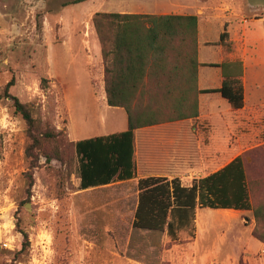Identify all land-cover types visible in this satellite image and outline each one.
I'll return each instance as SVG.
<instances>
[{
    "label": "rangeland",
    "instance_id": "obj_1",
    "mask_svg": "<svg viewBox=\"0 0 264 264\" xmlns=\"http://www.w3.org/2000/svg\"><path fill=\"white\" fill-rule=\"evenodd\" d=\"M75 1L0 0V264H264V104L229 114L218 94L202 96V105L227 118L216 116L211 169L241 157L250 210L199 209L193 238L188 231L171 240L166 232L135 230L133 181L79 190L77 156L67 134L69 123L73 139L75 131L86 138L126 128L124 111L107 108L105 91L98 90L104 87L102 49L109 47L110 29L102 22L97 30V13L192 14L223 0ZM210 15L199 21L201 40L211 41L201 45L199 56L217 62L215 41L224 20ZM224 40L231 58L264 56V47ZM8 82V93L30 109L40 128L57 133L55 139L31 146L26 123L5 96ZM259 82L260 94L251 89ZM245 84L247 95L264 99V80L247 78ZM145 90L135 109L147 115L158 108L156 118L168 123L164 91L153 82ZM186 95L182 110L188 113L199 94ZM205 125L207 120L201 126L207 140ZM145 133L154 137V130ZM195 176L191 172L181 183L189 186Z\"/></svg>",
    "mask_w": 264,
    "mask_h": 264
},
{
    "label": "trees",
    "instance_id": "obj_2",
    "mask_svg": "<svg viewBox=\"0 0 264 264\" xmlns=\"http://www.w3.org/2000/svg\"><path fill=\"white\" fill-rule=\"evenodd\" d=\"M85 0H78L75 3ZM95 25L105 22L110 29L108 49H102L104 61V91L106 105L124 110L127 129L120 133L79 140L74 143L78 162L79 190H87L124 182L135 176V131L165 122L157 119L162 114L157 108L145 115L135 109L138 100L146 94V87L164 91V100L170 104L166 122L196 117L198 101L192 110H182L186 93H217L233 110L243 107V89L239 79L241 64H206L221 67L224 81L218 89L198 91L197 17L176 14H119L97 13ZM224 31L220 40L227 38ZM106 42V38L102 40ZM237 68L227 76L225 69ZM183 71V73H182ZM11 82L4 87L6 98L12 101L14 111L27 125L32 147L42 141L55 139L57 133L40 128L30 109L8 93ZM177 93V94H176ZM49 160V155L46 156ZM138 199L132 227L147 232H166L176 240L181 231L194 237L195 214L199 209L250 210L245 170L240 156L203 178L194 179L190 186L178 179L146 178L137 183ZM25 242L27 236L23 234Z\"/></svg>",
    "mask_w": 264,
    "mask_h": 264
},
{
    "label": "crops",
    "instance_id": "obj_3",
    "mask_svg": "<svg viewBox=\"0 0 264 264\" xmlns=\"http://www.w3.org/2000/svg\"><path fill=\"white\" fill-rule=\"evenodd\" d=\"M236 4V6H234ZM220 7L211 8V7H195V10L192 14L182 12L176 15H194L197 17V44H198V71H197V89L198 91L207 90V89H218L221 87L222 82L224 81V76L222 74L221 67H209L205 66L206 64H233L238 62L241 64L242 73L239 77L242 89H243V107L239 110H233L230 106V109L226 112H241L246 110L247 106L256 107L257 104H264V99L262 97L255 98L251 97V94L247 95V87L245 80L251 78V80L258 81V79L264 80V56L244 58L229 57L223 49V45L220 43L219 39L215 42H218L215 45L216 50L218 51L220 58L217 62H208L200 59V47L206 46L205 43L211 42L203 38L201 40V30L199 27V21L201 17H204L206 13L211 16L223 19V32L225 31L228 36L225 39L228 41L236 42L237 40L244 39L245 43L254 47H264V1L259 0H223L219 3ZM113 13V12H112ZM116 13V12H115ZM119 14H149L140 11H127L119 10ZM152 14V13H150ZM155 14V13H153ZM208 22V20L206 19ZM236 22V23H234ZM236 24V25H234ZM255 31V32H254ZM221 32V33H223ZM220 33V34H221ZM225 41V40H224ZM209 44V43H208ZM237 68H227L225 69V74L227 76L231 75L230 73L237 72ZM215 86H206L210 84ZM257 83V82H256ZM259 84L252 85V90L261 93L258 90ZM104 93L103 85L98 88ZM217 94V93H213ZM210 94H199L198 96V114L196 117L187 118L179 121L168 122L165 124H158L154 126L144 127L137 129L135 131V140H134V159L136 165L135 176L131 180L135 185L138 181L146 178H164L167 180L178 179L181 183L185 175L194 172L196 176L194 179L203 178L211 173L216 172L215 169L211 168L215 166V161L217 159V143L215 137V121L216 116L221 114L220 111H213L206 105L201 103L202 96H209ZM219 95V94H218ZM220 96V95H219ZM221 97V96H220ZM223 99V98H222ZM209 100V99H208ZM107 106V105H106ZM114 110H123L121 108H112ZM124 111V110H123ZM125 113V112H124ZM207 114V115H206ZM230 114V113H229ZM232 115V113H231ZM207 116V117H206ZM223 119L227 120L225 115H222ZM215 118V120H213ZM207 120L206 128L207 130V140L205 134L201 131V126ZM223 120V121H225ZM70 124V123H69ZM67 125V134L72 142H77L79 140L88 139L98 136H107L114 133H120L127 129L120 128L118 130H113L111 132H106L99 134L98 136H88L86 138H80V131H75V138H71L69 134L70 126ZM147 130H154V137L150 138L145 132ZM213 131V132H212ZM153 139L154 148H150V140ZM238 157V156H237ZM236 158V157H235ZM233 160V159H232ZM231 160V161H232ZM125 182V181H124ZM118 182H113L111 184L96 187V188H109L113 187L114 184ZM120 183V182H119ZM183 186L184 185L181 183ZM191 185V184H190ZM189 185V186H190ZM93 189V188H89ZM138 199V190H136V203L135 209L137 206ZM207 209V208H206ZM212 210V209H209ZM227 211V210H224ZM232 211V210H229ZM234 211V210H233ZM135 212V210H134ZM133 212V217H134ZM115 213V211H114ZM113 213V214H114ZM133 220V219H132Z\"/></svg>",
    "mask_w": 264,
    "mask_h": 264
},
{
    "label": "bare ground",
    "instance_id": "obj_4",
    "mask_svg": "<svg viewBox=\"0 0 264 264\" xmlns=\"http://www.w3.org/2000/svg\"><path fill=\"white\" fill-rule=\"evenodd\" d=\"M221 212H226V211H221Z\"/></svg>",
    "mask_w": 264,
    "mask_h": 264
}]
</instances>
